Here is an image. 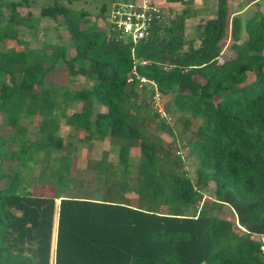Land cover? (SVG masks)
I'll return each mask as SVG.
<instances>
[{
    "label": "trees",
    "instance_id": "1",
    "mask_svg": "<svg viewBox=\"0 0 264 264\" xmlns=\"http://www.w3.org/2000/svg\"><path fill=\"white\" fill-rule=\"evenodd\" d=\"M118 1L107 14L101 6L105 20ZM216 1L215 17L196 28L198 47L186 39L188 8L131 47L88 25L85 12L54 2L39 19L62 17L75 50L67 57L65 47L30 48L18 38L15 26L37 32V20L18 11L28 0H0V116L8 130V138L0 135V164H12L11 174L0 168L7 182L0 189V264H264V13L246 20L242 46L235 44L240 21L232 19L235 55L224 60L228 4ZM59 64L91 87L70 91L48 83ZM133 68L146 83L127 82ZM155 94L181 126L175 151L157 135L173 136V121L150 108ZM73 103L80 111L67 114ZM95 104L106 111L95 114ZM34 117L36 135L28 138L23 121ZM62 120L86 142H120L116 162L89 166L103 179L99 200L69 191L73 143L57 135ZM132 143L139 152L134 165ZM187 157L195 163V183L184 170ZM37 163L34 181L16 169ZM210 183L212 196L203 193ZM34 184L57 192L33 196ZM225 207L230 220L219 216Z\"/></svg>",
    "mask_w": 264,
    "mask_h": 264
},
{
    "label": "rangeland",
    "instance_id": "2",
    "mask_svg": "<svg viewBox=\"0 0 264 264\" xmlns=\"http://www.w3.org/2000/svg\"><path fill=\"white\" fill-rule=\"evenodd\" d=\"M226 1L228 4V29L226 36L220 43L222 47V58L224 60L231 59L235 55L233 51H230V46L234 43L231 38L232 19L234 17H237L240 21V37L235 44L238 46H242L247 40V34L244 30V24L246 20L256 13H264V0ZM54 2H58L60 5L72 8L73 10L85 12L87 14L86 19L89 21L88 25L95 23L98 29L102 30L105 29L107 22L104 19V16L101 14V6L103 4L106 5L107 14L109 8L108 6L112 3V0H28V6L23 5L22 7L18 8V11L22 16H26L28 13H30L32 17L37 20L36 33L29 31V29L26 27L15 26V29L18 31V38L20 40L28 42L30 48H39L42 46V44L65 47L67 57H71L72 55H75V50L71 44L69 36L62 22V17H60L58 21L50 19H39L40 10L48 5H53ZM155 2H157L160 7H163L165 19L168 22L186 8H188L192 12L190 18L185 21V35L187 40L193 41L195 47H198L199 45V34L196 30L197 26L200 25L201 22H205L207 19L215 17L217 12L216 0H194L193 5L188 7L178 3H167L165 2V0H155ZM2 11L5 16H8L9 11L6 8H4ZM85 27L86 25L82 23L81 28L83 29ZM1 49L2 46H0V50ZM17 49H21V47H17ZM47 52L49 53L50 50L47 49ZM55 71H53L55 73L52 72L51 76L49 75V77L47 78L48 83H58L62 86H66L70 91H79L83 88H89L92 85L91 82L82 78H77L74 80L70 79L64 69V65L62 66L61 64H59ZM252 79L253 75L249 74L246 83L251 82ZM35 90L36 92H38L39 88L36 87ZM164 102L165 100L161 98L160 105L162 106ZM149 106L152 109L153 102ZM80 109V103L70 104L69 108L67 109V114H71L75 111H80ZM93 111L96 114L105 112L106 109L95 104ZM170 117L173 121V123L170 124L172 126L171 129L173 132V136H169L166 133H157V135L160 136L161 139H163L165 145L175 151V145L182 141V136L180 135L181 126L175 124L176 116L172 115ZM36 118L34 117V119H32L31 121H23V124L27 128L26 137L28 138H34L36 135ZM0 135H2L4 138H8V130L2 125L1 116ZM57 135L62 137L64 139V142L68 141L69 137L71 138L72 136L73 149L69 150L72 156L70 177L74 178V184H70L69 191L71 192V188H73V193L78 197L87 199L95 198L97 200L101 199L99 192L103 188V179H101V177L98 173H96L95 170L90 169L89 166H92L95 162L100 161L103 158H106V160L110 161L111 163L116 162L120 142H114L112 139L93 140V142H86L82 140L84 136L83 132H71L70 128L65 124L63 120L61 121L60 130L58 131ZM180 151L183 152L182 150ZM185 154L186 153H184L183 155L185 156ZM59 155V153H54L53 157L58 158ZM138 155L139 152L137 144L132 143L130 150V163L132 165L137 163ZM185 159L184 170L187 172L190 179L195 183V163L189 157ZM10 165L12 164L3 163L0 164V168L3 172L11 174L12 171L9 168ZM39 165L40 164L37 163L35 165H31L22 169L20 167H16V169L21 171L27 180L34 181L38 177ZM6 184V181H0V189L5 188ZM28 190L33 196L36 197H51L54 196V194L57 192L53 185L50 184H34L32 186H29ZM213 190L214 184L210 183V185L207 187V190H204L203 193L212 196ZM63 195L68 194L63 193ZM126 197L135 202L136 197L134 194L130 193ZM232 215V211L229 208L225 207L219 216L223 219L230 220L232 219Z\"/></svg>",
    "mask_w": 264,
    "mask_h": 264
},
{
    "label": "built area",
    "instance_id": "3",
    "mask_svg": "<svg viewBox=\"0 0 264 264\" xmlns=\"http://www.w3.org/2000/svg\"><path fill=\"white\" fill-rule=\"evenodd\" d=\"M106 31L114 37L116 41L123 44L134 47L141 41L146 40L152 28L155 25H163L168 23L165 19V13L163 7L155 2V0H121L116 2L107 18H106ZM132 56L134 49L131 51ZM133 79L139 81V83H146V80L140 78L135 68L131 71L128 83ZM153 84V82H150ZM161 97L158 94L153 96V108L160 115L161 118L167 120L168 123H172L171 117L166 116L160 105ZM180 154V152H177Z\"/></svg>",
    "mask_w": 264,
    "mask_h": 264
},
{
    "label": "water",
    "instance_id": "4",
    "mask_svg": "<svg viewBox=\"0 0 264 264\" xmlns=\"http://www.w3.org/2000/svg\"><path fill=\"white\" fill-rule=\"evenodd\" d=\"M59 202H60L59 200H58V201H56V204L58 205V204H59ZM54 242H55V241H54ZM54 246H55V243H54Z\"/></svg>",
    "mask_w": 264,
    "mask_h": 264
},
{
    "label": "crops",
    "instance_id": "5",
    "mask_svg": "<svg viewBox=\"0 0 264 264\" xmlns=\"http://www.w3.org/2000/svg\"><path fill=\"white\" fill-rule=\"evenodd\" d=\"M166 2V1H165ZM54 241H55V232H54ZM55 243V242H54ZM54 243H53V247H54Z\"/></svg>",
    "mask_w": 264,
    "mask_h": 264
}]
</instances>
